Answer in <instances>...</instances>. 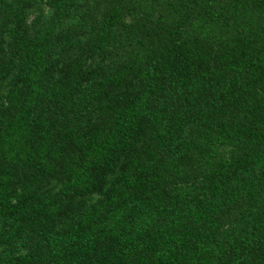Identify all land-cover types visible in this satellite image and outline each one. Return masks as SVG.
Masks as SVG:
<instances>
[{
	"label": "trees",
	"instance_id": "16d2710c",
	"mask_svg": "<svg viewBox=\"0 0 264 264\" xmlns=\"http://www.w3.org/2000/svg\"><path fill=\"white\" fill-rule=\"evenodd\" d=\"M0 264H264V0H0Z\"/></svg>",
	"mask_w": 264,
	"mask_h": 264
}]
</instances>
